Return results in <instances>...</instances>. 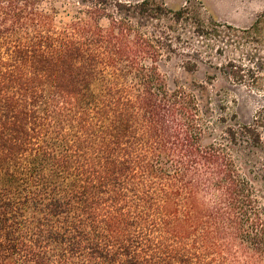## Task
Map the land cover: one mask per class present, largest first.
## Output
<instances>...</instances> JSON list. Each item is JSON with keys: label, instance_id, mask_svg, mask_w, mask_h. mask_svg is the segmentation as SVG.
Listing matches in <instances>:
<instances>
[{"label": "trees", "instance_id": "16d2710c", "mask_svg": "<svg viewBox=\"0 0 264 264\" xmlns=\"http://www.w3.org/2000/svg\"><path fill=\"white\" fill-rule=\"evenodd\" d=\"M75 1L0 0V264H264L255 189L158 70L177 37L107 12L163 4Z\"/></svg>", "mask_w": 264, "mask_h": 264}, {"label": "rangeland", "instance_id": "374dc122", "mask_svg": "<svg viewBox=\"0 0 264 264\" xmlns=\"http://www.w3.org/2000/svg\"><path fill=\"white\" fill-rule=\"evenodd\" d=\"M40 2L54 10L57 22L85 15V8L75 0ZM153 2L154 8L162 3L167 10H158L160 16L153 17L132 10L119 12L113 6L107 12L144 30H164L170 33L168 39L177 37L176 50L162 54L158 70L169 90L182 88L195 97L203 125L201 143L225 144L255 189L264 214V0ZM178 8L184 13L173 21L170 11ZM100 24L107 26V17ZM249 129L256 130L258 141Z\"/></svg>", "mask_w": 264, "mask_h": 264}]
</instances>
